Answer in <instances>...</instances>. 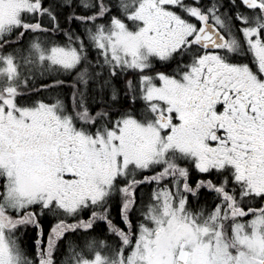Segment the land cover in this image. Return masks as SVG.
<instances>
[{
  "label": "snow or ice",
  "instance_id": "snow-or-ice-1",
  "mask_svg": "<svg viewBox=\"0 0 264 264\" xmlns=\"http://www.w3.org/2000/svg\"><path fill=\"white\" fill-rule=\"evenodd\" d=\"M0 264H264V0H0Z\"/></svg>",
  "mask_w": 264,
  "mask_h": 264
}]
</instances>
